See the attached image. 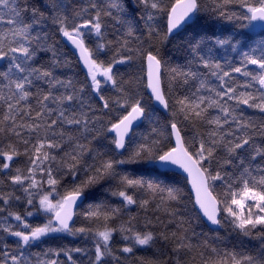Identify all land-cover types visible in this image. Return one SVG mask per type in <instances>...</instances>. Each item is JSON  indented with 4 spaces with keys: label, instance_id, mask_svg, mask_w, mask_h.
<instances>
[{
    "label": "snow or ice",
    "instance_id": "1",
    "mask_svg": "<svg viewBox=\"0 0 264 264\" xmlns=\"http://www.w3.org/2000/svg\"><path fill=\"white\" fill-rule=\"evenodd\" d=\"M0 264H264V0H0Z\"/></svg>",
    "mask_w": 264,
    "mask_h": 264
}]
</instances>
